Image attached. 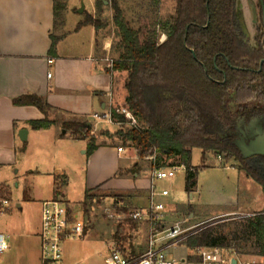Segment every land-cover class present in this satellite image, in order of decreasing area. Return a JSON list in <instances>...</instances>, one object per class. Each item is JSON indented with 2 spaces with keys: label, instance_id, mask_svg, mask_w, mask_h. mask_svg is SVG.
I'll return each mask as SVG.
<instances>
[{
  "label": "trees",
  "instance_id": "trees-1",
  "mask_svg": "<svg viewBox=\"0 0 264 264\" xmlns=\"http://www.w3.org/2000/svg\"><path fill=\"white\" fill-rule=\"evenodd\" d=\"M175 2L174 15L158 30L134 27L120 0H111L119 44L118 57L109 70L127 72L125 105L139 122L138 127L123 128L117 135L124 146L134 147L142 160L156 156L158 166L184 165L189 193L195 191L201 169L192 165L194 149L202 150L203 159L207 153L226 154L227 160L236 158L264 192V178L233 142L239 117L264 113V65H260L264 58V0L259 1L262 23L257 47H248L238 38L237 0ZM104 5V0H96L100 14ZM54 9L57 26L64 1L55 0ZM87 25L98 31L104 27L101 18L90 13L76 29ZM161 34L167 36L163 42ZM52 40L54 52L58 38L52 35ZM14 104L33 105L45 114L43 119L29 121L33 129H47L56 123L50 114L52 106L42 96L23 95ZM119 119L126 122L122 116ZM62 124L74 138L90 139L87 156L99 147L88 120L75 118ZM92 198L87 192L86 200ZM188 209L194 211L192 205ZM208 224L192 230L184 243L189 248L209 245L235 248L242 254H264V209L244 218L233 237ZM242 237L254 240L253 252L234 243Z\"/></svg>",
  "mask_w": 264,
  "mask_h": 264
},
{
  "label": "rangeland",
  "instance_id": "rangeland-1",
  "mask_svg": "<svg viewBox=\"0 0 264 264\" xmlns=\"http://www.w3.org/2000/svg\"><path fill=\"white\" fill-rule=\"evenodd\" d=\"M240 1L243 3L249 32L251 37H254L255 27L250 2L249 0ZM252 1L256 4L259 2V0ZM104 2L102 14L98 12L96 0H71L73 10L67 14L64 10L61 11L55 32L57 36H60L65 31H72L68 33L67 43L74 42L72 45L74 53L84 52L92 39L90 28L81 33L73 31L75 26L86 18V13H90L100 17L104 24L102 29L97 30L98 42L110 43L109 50L101 53L100 57H105L104 59L118 57L116 49L119 37L116 35V27L113 23L114 10L111 0H104ZM120 2L126 17L136 28L156 27L161 30V25L174 15L176 9L175 0H159V2L120 0ZM82 8L84 11L80 12ZM116 76L118 81L126 83V71L119 72ZM55 117L57 123L63 128L62 123L65 119H62L59 114ZM89 121L94 125L97 144L107 143L117 147V150L121 146L129 150L128 156L133 155L134 147L124 146L117 135L121 129H127L130 125H112L98 122L93 118ZM64 131L65 129L60 130L58 126H55L50 131L32 133L26 141H21L18 133L14 144L15 149L13 148V153L16 155L15 162L0 165L1 193L9 197L14 204L12 213L0 217V233L9 234L11 237L10 248L0 256V264H40L39 231L42 202L56 197L58 184L64 186L65 193V195L60 194L59 199L64 198L71 204H76V208L83 211L86 225L85 234L81 239L64 242L63 255L66 263L105 264L106 257L114 248L125 256H137L143 254L148 247L151 221L149 219L134 220L132 213L137 209L148 207L151 190L147 192L135 187L116 189L105 184L88 189L83 179V171H79L77 163L66 157L69 149L67 140L70 135L65 136ZM59 134L63 135L66 141L60 143ZM136 160L137 164H135ZM191 162L193 166L201 167L198 186L192 197L191 193L186 191L187 170L178 171L173 178L153 182L155 200L166 207L165 212L162 213L163 225L180 224L188 230L189 236L192 230L209 223L207 226H215L217 232L233 237V232L240 230V222L250 217L247 213L253 214L264 209V192L261 184L247 175V171L242 168L241 162L236 158L227 160L226 154L220 156L207 153L206 158L203 159L202 150L194 149ZM120 163L123 169L119 170L116 178L135 180L138 178L134 176L139 173L140 178L150 179L152 172L150 160H142L138 156L131 161L129 167H125L127 163L125 159H122ZM58 167L66 169L67 183H64V177L56 179ZM171 167L173 166H168V168ZM251 167L264 178V163L251 162ZM163 190H168L169 195L163 196ZM87 192L93 196L92 199L86 200ZM19 204L21 207H18ZM190 205L194 208L193 212L188 209ZM231 210L240 213L226 212ZM221 211L225 212L219 216H211ZM234 243L245 252L255 250L254 240L249 237H242ZM181 250L186 252L185 248Z\"/></svg>",
  "mask_w": 264,
  "mask_h": 264
},
{
  "label": "crops",
  "instance_id": "crops-1",
  "mask_svg": "<svg viewBox=\"0 0 264 264\" xmlns=\"http://www.w3.org/2000/svg\"><path fill=\"white\" fill-rule=\"evenodd\" d=\"M63 1L67 14L73 10L71 0ZM54 7L55 0H0V165L15 162L14 144L17 134L23 129L28 130V140L32 133L50 131L55 126L64 130L57 123V114L64 121L69 118L89 121L93 114L109 109L112 103L125 105L128 94L125 83L118 81L116 74L119 72L109 70L105 57H100L101 53L109 50L110 43H99L98 31L92 25L78 30L75 26L73 31L77 33L90 28L92 39L84 52L74 53V42L67 43L68 33L72 31L56 35ZM52 35L58 38L54 52H51ZM23 95L44 97L52 106L50 114L56 123L47 129H33L29 121L43 119L45 114L33 105H15L14 100ZM90 124L94 128L93 123ZM63 134L70 135L66 157L77 163L79 171H83L88 189L105 184L110 188L135 187L148 192L154 185L153 166L150 179L140 178L139 173L134 176L138 178L135 180L116 178L119 170L123 169L122 159L127 162L125 167L137 159L135 148L132 149L133 155L128 156V149L119 153L117 147L98 144L96 151L87 156L89 139L74 138L71 131L66 130ZM59 136L60 143L66 141L63 135ZM57 177H64V183L68 182L66 169L58 167ZM58 186L60 193L65 195L64 186ZM226 212L240 213L235 210Z\"/></svg>",
  "mask_w": 264,
  "mask_h": 264
},
{
  "label": "built area",
  "instance_id": "built-area-1",
  "mask_svg": "<svg viewBox=\"0 0 264 264\" xmlns=\"http://www.w3.org/2000/svg\"><path fill=\"white\" fill-rule=\"evenodd\" d=\"M167 36L162 35L161 41ZM107 67L113 69L114 58H106ZM52 62V60H51ZM51 76V74H49ZM112 103V102H111ZM122 116L126 122L119 119ZM98 122L112 125L138 127L135 114L127 107L114 103L110 108L93 114ZM119 153H125L124 147L118 148ZM153 161V181L175 177L180 170H187L184 165H156V156L148 157ZM1 190V188H0ZM154 185L151 187V200L146 209H137L132 213L134 220L151 221V230L146 251L138 256H125L114 248L105 259V264H264V254H242L235 248L202 245L189 248L185 243L188 230L180 224L166 226L162 224V213L166 207L155 200ZM163 196L169 195L168 190L162 191ZM14 208L12 200L0 192V217L9 215ZM86 230L83 211L76 204L63 199L54 198L42 203L40 224V264H82L66 263L63 255V244L66 241L81 239ZM10 235L0 233V256L10 248ZM185 248V251L181 249ZM233 259L236 263H233Z\"/></svg>",
  "mask_w": 264,
  "mask_h": 264
},
{
  "label": "water",
  "instance_id": "water-1",
  "mask_svg": "<svg viewBox=\"0 0 264 264\" xmlns=\"http://www.w3.org/2000/svg\"><path fill=\"white\" fill-rule=\"evenodd\" d=\"M249 2L253 23L256 24L259 21V10L255 2L252 0H249ZM83 11L84 8L80 10V12ZM236 17L240 22L243 33L250 39L251 34L246 22L243 3L240 0H237ZM238 129L240 131V139L237 140L236 144L241 149L243 156L245 158L264 156V116L251 120L249 124L242 122L239 124ZM27 134L28 130L23 129L19 133L21 140H27ZM233 263H236L235 259H233Z\"/></svg>",
  "mask_w": 264,
  "mask_h": 264
},
{
  "label": "flooded vegetation",
  "instance_id": "flooded-vegetation-1",
  "mask_svg": "<svg viewBox=\"0 0 264 264\" xmlns=\"http://www.w3.org/2000/svg\"><path fill=\"white\" fill-rule=\"evenodd\" d=\"M260 1V0H259ZM257 8L259 10V21L255 24H254V27H255V33H254V37H251L250 39L247 37V35L245 33H243L242 29H241V26H240V22L237 18V22H236V33L238 35V38L240 40L241 43H243L244 45L248 46V47H257V41H256V38L258 36V30H259V26L261 25L262 23V17H261V13H260V7H259V2L257 4ZM252 21H253V18H252ZM254 42V43H252ZM264 59H261L260 61V65L262 67V65H264ZM262 69V68H260ZM264 116V113H257V114H250V113H247V115L243 116V117H239L238 121H237V130L235 132V135H234V140L233 142L236 143L237 140L240 139V131L238 129V126L240 123H246V124H249L251 120H254L256 118H261ZM262 157L263 156H256V157H251L249 158V161L250 162H257V161H260L261 163H264V161L262 160Z\"/></svg>",
  "mask_w": 264,
  "mask_h": 264
}]
</instances>
